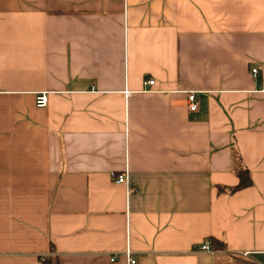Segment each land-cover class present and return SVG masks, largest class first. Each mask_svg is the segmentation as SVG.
Returning <instances> with one entry per match:
<instances>
[{"label": "crops", "instance_id": "obj_1", "mask_svg": "<svg viewBox=\"0 0 264 264\" xmlns=\"http://www.w3.org/2000/svg\"><path fill=\"white\" fill-rule=\"evenodd\" d=\"M125 251L264 264V0H0V264Z\"/></svg>", "mask_w": 264, "mask_h": 264}, {"label": "built area", "instance_id": "obj_2", "mask_svg": "<svg viewBox=\"0 0 264 264\" xmlns=\"http://www.w3.org/2000/svg\"><path fill=\"white\" fill-rule=\"evenodd\" d=\"M252 72L255 74L257 72L256 68L252 69ZM146 85H153L154 80L149 79L144 82ZM127 93V92H126ZM48 102V93L45 91L39 92L36 95V106L37 107H45ZM186 103H187V109L191 112L196 111L198 108V103L196 100V95L195 91H188L186 93ZM114 182L118 184H123L127 183V176L125 174H120L114 177ZM199 250L201 251H206L209 253H212L213 251L210 249L209 245L207 242L202 244L199 247ZM125 256L127 258L128 264H135L136 263V258L132 255L130 251H125ZM115 259V255L111 258V260Z\"/></svg>", "mask_w": 264, "mask_h": 264}, {"label": "trees", "instance_id": "obj_3", "mask_svg": "<svg viewBox=\"0 0 264 264\" xmlns=\"http://www.w3.org/2000/svg\"><path fill=\"white\" fill-rule=\"evenodd\" d=\"M234 170H235V172L239 178V182L236 185L235 189H241V188H245V187L251 185L250 174L246 168L236 167ZM211 243H212V247H214V248H220L221 247L220 241H218L214 238H211Z\"/></svg>", "mask_w": 264, "mask_h": 264}]
</instances>
